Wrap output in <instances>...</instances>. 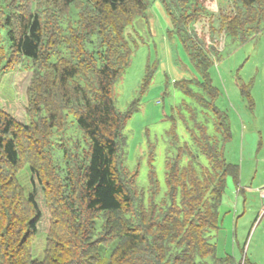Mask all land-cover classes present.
<instances>
[{
	"label": "trees",
	"instance_id": "obj_1",
	"mask_svg": "<svg viewBox=\"0 0 264 264\" xmlns=\"http://www.w3.org/2000/svg\"><path fill=\"white\" fill-rule=\"evenodd\" d=\"M151 0H0V81L30 72L27 123L0 107V264H239L212 241L238 165L224 156L228 117L210 70L219 50L196 34L207 0H160L196 73L175 82L190 98L170 116L166 190L148 153V187L125 162V127L138 111L114 103L113 87L137 49L126 30ZM221 28L245 41L264 25V0H228ZM152 77L150 67L141 91ZM182 121L187 141L176 133ZM30 170V192L16 178ZM45 234L42 259L32 257ZM245 262V260H244Z\"/></svg>",
	"mask_w": 264,
	"mask_h": 264
},
{
	"label": "rangeland",
	"instance_id": "obj_2",
	"mask_svg": "<svg viewBox=\"0 0 264 264\" xmlns=\"http://www.w3.org/2000/svg\"><path fill=\"white\" fill-rule=\"evenodd\" d=\"M205 6L212 15L201 17L194 28L221 55L210 73L219 89L216 105L226 113L230 125L231 138L224 145V156L239 168L237 186L227 179L219 207L220 229L212 233V241L239 264H264V25L245 41L232 40L220 30L222 16L232 13L228 0H207ZM126 33L138 46L113 87V99L119 110H125L139 97V109L125 127L123 153L126 165L137 171L138 186L146 191L148 153L153 152L151 163L160 197L166 190L165 158L175 151L168 135L170 116L176 106L193 102L175 82L194 78L196 73L160 0H151L146 18H137ZM147 65L152 77L140 92ZM30 76V72L15 70L0 81V107L22 123L28 121L26 89ZM176 133L181 142L188 140L180 120ZM16 178L28 195L29 167L21 168ZM44 247L45 234H36L32 257L42 259Z\"/></svg>",
	"mask_w": 264,
	"mask_h": 264
},
{
	"label": "crops",
	"instance_id": "obj_3",
	"mask_svg": "<svg viewBox=\"0 0 264 264\" xmlns=\"http://www.w3.org/2000/svg\"><path fill=\"white\" fill-rule=\"evenodd\" d=\"M217 251H218V254H219V255L229 254L228 251H226V250H224V249H223V250H220V249L218 248V246H217ZM230 255H231V254H230Z\"/></svg>",
	"mask_w": 264,
	"mask_h": 264
}]
</instances>
